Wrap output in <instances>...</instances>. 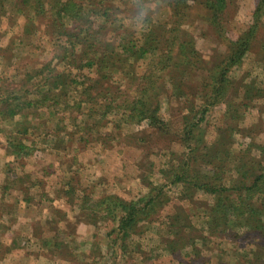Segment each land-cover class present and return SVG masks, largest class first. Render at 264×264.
<instances>
[{
    "label": "rangeland",
    "instance_id": "374dc122",
    "mask_svg": "<svg viewBox=\"0 0 264 264\" xmlns=\"http://www.w3.org/2000/svg\"><path fill=\"white\" fill-rule=\"evenodd\" d=\"M70 1L89 10L88 19L95 21L93 29L101 28L96 33L97 40L103 42L100 52L105 44L118 45L125 39L137 41L151 27L149 20L153 29L166 30L167 37L169 30L176 27L170 18V6L178 0H51L40 12V31L36 35L23 29L30 26L26 14L11 8L0 13V93L13 84L12 88L21 87L20 94L28 91L35 100L32 108L14 120L0 117V264H263L264 243L260 239L245 236L235 241L211 235L203 218L211 197L199 191L195 195L183 194L181 185L166 186L162 210L151 221L141 224L139 234L127 241L129 255L120 251L122 243L117 241V232L112 238L107 237L117 224L101 223L94 227L83 219L79 207L83 198L89 202L107 195L127 202L141 199L150 184L165 183L162 171L171 163L172 154L185 159V154H190L196 145L199 149L204 146V152L220 140L229 141L219 154L226 169L223 175L235 178L238 160L251 152L248 145H264V0H230L221 33L207 23V12L199 6L191 9L192 17L182 26V32L192 34L196 43L193 50L199 54L189 56L198 71L192 72V80L187 77V87L181 88L183 97L176 96L169 104H163V125L159 130L149 128L147 122L118 124L123 111H115V105L125 96H135L137 88L130 86L121 72L112 69L111 84L92 91V81L104 74L98 66H57V61L52 62L58 47L55 26L60 22L51 17L54 8ZM105 8L110 10V17H101ZM256 10L261 12L254 21ZM60 21L69 25L68 18ZM83 21L78 20L75 28L68 31H82L84 35L87 29ZM254 25L256 32L250 49L244 50L242 58L229 67L226 79L230 83L222 87L219 82L227 62L222 63L230 57L231 42L246 37ZM81 58L82 54L77 62ZM157 64L150 58L134 63L133 70L139 76L156 74ZM217 64L222 65L219 70L215 68ZM46 65H51L57 74H71L80 85L61 87L56 98L51 96L50 87L39 86L45 79L43 72L38 71ZM175 70H166L163 78L169 80L168 72ZM86 89L91 92L85 93ZM111 103L113 111L103 119L105 108ZM197 121L200 136L194 139L188 134V126ZM92 126L97 129L90 131ZM167 128L173 129V133L168 135ZM9 140L34 148L32 155L17 157L9 148ZM253 151L254 148L252 156L258 157V152ZM176 163L175 160L173 165ZM183 211L196 228L190 238L198 239L196 248L200 255L185 249L179 263L164 249L162 241L173 240L171 217ZM204 237L206 241H199ZM134 248L137 250L133 253H142L131 255Z\"/></svg>",
    "mask_w": 264,
    "mask_h": 264
},
{
    "label": "trees",
    "instance_id": "16d2710c",
    "mask_svg": "<svg viewBox=\"0 0 264 264\" xmlns=\"http://www.w3.org/2000/svg\"><path fill=\"white\" fill-rule=\"evenodd\" d=\"M178 1L170 6L172 8L170 18L172 19V24L176 25V27L169 30L168 37L165 34L166 30L153 29V23L149 20L148 23L152 25L149 30L141 33L139 36L140 40L122 39L123 43L118 45L105 44L102 52H100V49L103 42L96 38L101 28L98 30L93 29L95 21L90 22V19H88L90 15L89 10L74 4L73 1L67 4H61L60 7H57V5V8H54L55 14L51 18H55L60 22L59 26H55L58 29L55 36L58 47L53 52V58L51 60L52 62L57 61V66H71L73 63L75 65H78L76 63L81 64L79 65L82 66L81 68L98 66V69L103 70L104 74L99 75V80L92 81L93 86L90 88L92 91L111 84L109 81L111 78L109 71L112 69L121 72L130 83V86L131 84L136 85L137 88L132 87L136 89V92L134 91L135 96L132 98L125 96V99L121 103L115 105V111L118 108L123 111L118 124L142 125L147 122L149 128L159 130L163 125V117L161 116L163 104H169L176 96H179V98L183 97L184 91H181V88L187 87V77H191L192 80V72L198 71L189 56L191 54H199L198 51L193 50L196 43L193 40V36H191L192 34L182 32L183 27L190 22L192 17L191 9L199 6L202 12L203 10L207 12V23L210 27L212 26L218 29V33H221L224 12L231 4L230 0ZM50 4L51 0H0V13L4 11L8 12L9 8H11L21 12L22 15L26 14V22L30 26L24 27L23 29L28 34L36 35L40 31L39 26H37V19L40 16V12L45 9V6H49ZM101 12L103 13L101 17L103 15L110 17L109 9L105 8ZM260 12V10H256L254 13V21L258 20ZM93 14L99 15L98 13ZM66 18H68L69 25L64 26L60 19L64 20ZM80 19H84L83 25L87 29L85 34L82 35V31H79V33L68 31L70 27L75 28V25L78 24V20ZM91 23L93 24L91 25ZM105 24L108 25L109 22L106 21ZM106 25L103 27L104 29H106ZM165 25L168 26L169 23ZM255 25L249 28L245 34L246 37L240 38L236 43L231 42L230 57L222 63L227 62L219 82L222 87L226 83H230L227 81L228 78L226 79L229 67L235 65L242 58L244 50L247 52L250 49L252 37L255 36L256 32L254 30ZM65 28L67 29L64 30ZM90 30H92V33L88 32ZM161 45L164 48L161 49ZM99 53H101V56L97 58ZM81 54L83 58L77 62ZM150 58L158 62L156 74L150 72L148 75L139 76L137 72H134V63L144 62ZM162 64L163 67H160ZM221 66L217 64L215 68L219 70ZM81 68L75 69L82 70ZM172 68L177 70L168 72L170 79L166 80V78H163V75ZM52 69L51 65H46L38 71L43 72L45 79L44 84L41 83L39 86L41 85L44 89L50 87L48 91L51 93V96H55L56 98L57 91L61 87L72 88L80 85L71 74H57ZM202 72L204 73V71ZM49 74H51L50 77H48ZM176 75H181V78L178 79ZM162 79L164 83H161ZM86 80L90 81L88 78ZM86 80L84 79V82ZM28 83L29 81L26 80L25 84ZM166 84H169V87H165L164 85ZM127 85L129 86V84ZM127 85L125 88H128ZM206 85L202 91H205ZM8 86L7 90L0 93V117L2 119L12 118L11 120H14L18 114H21L28 108H32L35 100L31 98V94L28 91L20 94L22 91L21 87L16 89L11 87H14L13 84ZM90 90L86 89L84 92L88 93ZM220 90L221 88L218 92ZM123 95L126 94L123 93ZM236 95H238V91ZM214 101H216V98ZM85 103L92 106L96 105L93 102ZM112 104H108L105 108L106 111L103 119L108 116V113L113 111H110ZM90 111L93 113L95 110L91 108ZM17 125L19 126V124ZM198 125L199 122L197 121L188 126V134L194 136V139L200 136V133L197 131L199 128ZM94 129H97V127L92 126L89 130L94 131ZM25 131L27 133L28 129ZM166 132L170 135L173 133V129L167 128ZM228 144L229 141L225 142L224 140H220L216 146H208L204 152H202L204 146L199 149V145H196L195 148L190 149V154H185V159L184 157L180 159L181 157L178 154H172L171 163L162 171L165 183L158 185L150 184L148 186V193L141 199L127 202L119 196L107 195L99 198L95 202H92L90 199L91 201L89 202L88 199L83 198V205L79 207L83 211V219L94 227H97L96 225L101 223L114 222L117 224L116 230L107 233V237L112 238L117 232L119 237L117 241L118 243H122L120 245V251L128 254L130 245L127 241L139 234L138 230L141 224L148 223L162 210L164 198L166 197L164 192L166 186L181 185L183 187V194L187 192L188 195H195L199 191V193H204L211 197V205L206 208L204 211L205 217H203L204 224L207 228L206 231H209L211 235L232 238L235 241L245 236L251 238L256 237L260 239V243H264V145H248L251 152L253 148V152H258V157L252 156L250 150L246 152L244 154L245 157L239 159L235 166L234 173L237 177L232 178L231 176L223 175L226 169L223 159L219 156L223 152V148L226 145L228 146ZM8 145L16 153L17 157L22 156V158L29 157L34 149L25 146L22 141L16 140H9ZM227 154H224L225 157ZM175 160L177 163L173 165ZM217 162V166L211 169V166ZM195 163H200L202 166L198 167V164ZM195 166H197V169L194 170L193 167ZM185 214L186 212L184 211L181 213L178 212L176 216L171 217L173 218L171 220L173 240L162 241L165 245L164 249L175 256V258H178L179 263H182V253L185 249L195 252L197 256L200 255L199 248H196L198 239L190 238V235L196 231V228H194L190 218ZM206 240L207 238L204 237L199 241ZM135 250L137 249L134 248L131 255H139L142 253L141 251L133 253ZM262 257L264 259V256Z\"/></svg>",
    "mask_w": 264,
    "mask_h": 264
},
{
    "label": "crops",
    "instance_id": "0c3cea01",
    "mask_svg": "<svg viewBox=\"0 0 264 264\" xmlns=\"http://www.w3.org/2000/svg\"><path fill=\"white\" fill-rule=\"evenodd\" d=\"M11 264H15V262H12Z\"/></svg>",
    "mask_w": 264,
    "mask_h": 264
}]
</instances>
